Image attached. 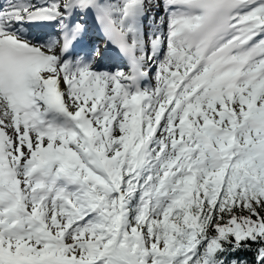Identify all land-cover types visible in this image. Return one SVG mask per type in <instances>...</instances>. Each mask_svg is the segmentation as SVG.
I'll use <instances>...</instances> for the list:
<instances>
[{"label":"snow or ice","instance_id":"obj_1","mask_svg":"<svg viewBox=\"0 0 264 264\" xmlns=\"http://www.w3.org/2000/svg\"><path fill=\"white\" fill-rule=\"evenodd\" d=\"M0 264H264V0H0Z\"/></svg>","mask_w":264,"mask_h":264},{"label":"bare ground","instance_id":"obj_2","mask_svg":"<svg viewBox=\"0 0 264 264\" xmlns=\"http://www.w3.org/2000/svg\"><path fill=\"white\" fill-rule=\"evenodd\" d=\"M89 23H91V21H90ZM93 36H95V34H94ZM100 37H101V36H99L98 38H100ZM97 43H100L101 45L104 44V42H102V41H100V40H98ZM89 45H91V42H90V41H89ZM113 51H114V50H113ZM104 64H105L106 68H108V69H114V70H115V68H117V65L122 64V61H121L118 57H115V58H113L112 60H106V61L104 62ZM120 67H121V66H120ZM124 70L127 71L126 68H125ZM154 77H155V74H154Z\"/></svg>","mask_w":264,"mask_h":264},{"label":"rangeland","instance_id":"obj_3","mask_svg":"<svg viewBox=\"0 0 264 264\" xmlns=\"http://www.w3.org/2000/svg\"><path fill=\"white\" fill-rule=\"evenodd\" d=\"M152 76H153V74H152ZM151 83H152L153 86H155V84H156V79H154V81L151 82Z\"/></svg>","mask_w":264,"mask_h":264}]
</instances>
